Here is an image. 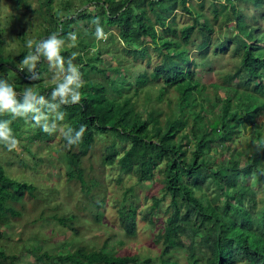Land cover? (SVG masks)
Wrapping results in <instances>:
<instances>
[{
	"label": "trees",
	"instance_id": "16d2710c",
	"mask_svg": "<svg viewBox=\"0 0 264 264\" xmlns=\"http://www.w3.org/2000/svg\"><path fill=\"white\" fill-rule=\"evenodd\" d=\"M16 1L27 7L25 0ZM54 1L42 2L47 26L39 38L75 33V41L62 48V55L66 63L72 58L82 77L87 68L92 74L103 70L98 63L111 45L116 48L114 42H119L125 60L149 65L151 49L157 61L134 76L131 92L111 78L107 83L88 78L83 80L81 100L57 109L65 114L59 121L66 125L64 133L87 126L78 143L69 145L62 135L68 179L78 181L92 200L88 191L98 180L86 181L83 159L97 139L103 140L101 162H117L121 177L131 174L140 185L158 176L162 194L149 198L141 217L153 222L159 212L167 214L155 235L161 242L162 264H180L173 259L180 250L186 264H264V0H78L93 5L94 12L87 7L73 10L74 0H64L55 9ZM183 16L188 21L180 22ZM97 22L105 38H96ZM235 31L239 37H234ZM27 52L24 47L8 55L6 60L17 71L15 81H9L15 89L25 82L41 86L39 93L52 100L55 84L42 82L46 59L38 62L40 76L35 80L18 67ZM224 53L237 62L221 81L210 83L212 95L206 98L208 85L197 79V67L213 69L212 60ZM6 60L0 59V77L8 79L1 74ZM151 85L162 93L172 90L176 108L166 113L150 104ZM218 89L224 91L222 96ZM135 96L143 97L142 102ZM2 113L0 120H6ZM36 127V138L50 137L42 126ZM132 190L124 188L117 208L127 235L136 232L138 216L130 199ZM34 192L32 183L9 176L0 165V224L8 221L9 214H20L9 202ZM93 202L101 206L104 199ZM51 218L77 233L76 215L54 213ZM28 251L34 261L20 263L19 254L0 249V264L152 263L137 253H115L106 242L99 248L78 244L62 253L40 247Z\"/></svg>",
	"mask_w": 264,
	"mask_h": 264
},
{
	"label": "rangeland",
	"instance_id": "374dc122",
	"mask_svg": "<svg viewBox=\"0 0 264 264\" xmlns=\"http://www.w3.org/2000/svg\"><path fill=\"white\" fill-rule=\"evenodd\" d=\"M62 1L64 0H55L54 8H60ZM42 2L43 0H25L27 3L25 8L16 0H0V59L6 60L8 55H14L24 47L28 49L26 44L28 39L34 42L40 40L39 35L43 32V27L47 26V23L42 21L41 11L44 10ZM73 2V10L87 7L93 12L96 11L90 3L82 4L78 0ZM73 13L71 11V14ZM186 20L188 21L184 16L179 19L180 22ZM230 23L232 27L234 23ZM234 37H239L236 31ZM62 39L65 44L62 48L69 47L75 41L70 35L63 36ZM113 45L116 48L111 45L112 50L103 53L102 60L98 63V67L103 70L92 74L87 68L82 79L92 78L107 83L111 78L115 80V84L131 92L134 87V76L140 71L150 70L156 64V53L149 50L151 62L146 65L144 62L132 61L128 58L125 60V55L119 50V42H114ZM209 57L211 58L212 55ZM197 60L199 61V58ZM6 61L7 64L4 65L1 74L6 75L8 80L11 79L13 82L17 71L16 68L10 67L11 62ZM45 62L48 69L43 73L42 82L54 85L52 78L57 73L49 67L47 60ZM212 62L213 69L204 64H199L197 67V79L208 85L205 91L206 98L212 95L213 88L210 83L221 81V76L234 67L237 59L231 57L230 53L228 55L224 53L215 57ZM22 71L28 73L27 68ZM15 86L18 90L31 86L38 92L41 91V86L27 82ZM21 92L17 91L18 94ZM149 94L151 96L149 103H153L166 113L176 108V94L172 90L162 93L158 86L151 85ZM218 94L222 96L224 91L218 89ZM134 99L138 102L140 99L142 102L143 97L135 96ZM157 113L159 111L155 112ZM1 116L7 117L6 120L10 121L18 142L13 149L0 143V165L9 176L32 183L35 186V195L27 193L23 198L8 203L11 209L18 210L20 214L17 216L9 214L8 221L0 224V228L3 229L1 232L5 234L0 237V249H4L7 253L19 254L20 263H31L34 257L28 251L30 248L40 247L51 253H62L69 248H75L78 244L99 248L106 242L107 249L115 253H137L142 256V259L150 257L152 259L150 264H162L158 256L161 242L156 241L155 235L167 214L163 211L159 212L153 222L143 220L141 217V211L150 203L149 198L152 195L162 194L157 175L153 180L140 185L134 183L135 177L131 174L127 173L121 177L117 162L111 165L101 162V153L104 152L105 145L103 140L97 139L83 159L86 181L90 183V177L98 180L96 185L92 184L89 188L91 200L82 191L78 181L68 179L69 161L66 158L62 140L65 124L57 121L56 126L48 131L51 133L48 139H38L36 138L37 124L30 118L14 116L7 111H4ZM159 118L162 120L161 117ZM236 141L239 143L238 140ZM126 186L133 187L130 199L136 204L138 213L136 232L132 235H127L118 221V201L122 198ZM99 199H104L101 206L93 202ZM54 213L63 216L76 215L73 225L77 233L51 218ZM173 259H177L180 264H186L185 252L182 250L175 252Z\"/></svg>",
	"mask_w": 264,
	"mask_h": 264
},
{
	"label": "clouds",
	"instance_id": "9594fccd",
	"mask_svg": "<svg viewBox=\"0 0 264 264\" xmlns=\"http://www.w3.org/2000/svg\"><path fill=\"white\" fill-rule=\"evenodd\" d=\"M69 35L75 39V33ZM95 36L97 39L106 37L103 26L98 22L95 28ZM26 44L29 50L23 56L19 68L22 70L27 68L31 74L30 79H38L40 76V73L36 71L38 62L46 59L49 62V67L57 73L52 78L55 84V87L51 89L52 100L46 99L45 95L31 86L24 88L18 96L13 83L0 77V112L7 111L14 116L30 118L37 125L42 126L45 131H50L56 126L57 121L64 119V112L57 111V109L63 104H75L81 100L82 74L71 57L67 59V63L65 62V57L62 55L64 40L56 33H52L38 42L28 39ZM75 55L76 53L73 52L72 56ZM50 116L53 118L49 119ZM86 127V125L81 124L79 128L67 129L64 133L67 143L69 145L78 143L82 139ZM73 131L75 134L70 135L69 133ZM17 142L10 121L0 120V143L6 144L9 149H13L17 146Z\"/></svg>",
	"mask_w": 264,
	"mask_h": 264
},
{
	"label": "crops",
	"instance_id": "0c3cea01",
	"mask_svg": "<svg viewBox=\"0 0 264 264\" xmlns=\"http://www.w3.org/2000/svg\"><path fill=\"white\" fill-rule=\"evenodd\" d=\"M0 230H3L2 228H0Z\"/></svg>",
	"mask_w": 264,
	"mask_h": 264
}]
</instances>
